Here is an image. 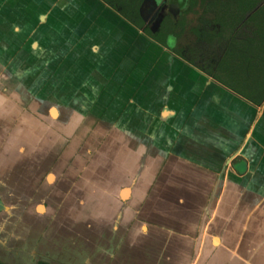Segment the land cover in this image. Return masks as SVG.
<instances>
[{
	"label": "flooded vegetation",
	"instance_id": "flooded-vegetation-1",
	"mask_svg": "<svg viewBox=\"0 0 264 264\" xmlns=\"http://www.w3.org/2000/svg\"><path fill=\"white\" fill-rule=\"evenodd\" d=\"M98 1L151 43L252 103L264 100L261 20L251 19L264 0ZM247 7L252 10L246 12ZM12 83L21 96V80ZM19 99H7L9 106L0 114V264H189L190 244L177 234L205 186L178 177L169 183L161 174L149 178L142 166L135 172L136 157L126 151L124 138L113 156L101 149L93 154L90 147L72 153L69 130L77 115L65 109L59 124L66 128H49L39 136L42 124L31 120L44 115L43 106L52 101L29 98L22 109L27 98ZM50 112L57 117V108ZM18 141L25 150L11 158L7 153ZM103 184L122 191L119 205H108L104 216V202L97 197ZM32 211L43 212L37 223L28 220Z\"/></svg>",
	"mask_w": 264,
	"mask_h": 264
},
{
	"label": "crops",
	"instance_id": "crops-1",
	"mask_svg": "<svg viewBox=\"0 0 264 264\" xmlns=\"http://www.w3.org/2000/svg\"><path fill=\"white\" fill-rule=\"evenodd\" d=\"M1 1L2 25L15 28L0 40L20 42L15 57L60 73L73 105L124 106L117 138L133 170L206 187L177 234L189 264H264V100L151 43L98 0Z\"/></svg>",
	"mask_w": 264,
	"mask_h": 264
},
{
	"label": "rangeland",
	"instance_id": "rangeland-1",
	"mask_svg": "<svg viewBox=\"0 0 264 264\" xmlns=\"http://www.w3.org/2000/svg\"><path fill=\"white\" fill-rule=\"evenodd\" d=\"M15 55L17 56L19 53L17 54V51H15L11 56H3L0 54V114L4 113L3 108L10 103L7 99H10V101L11 99H18V101H21L19 97L27 98L26 105H24L25 103L20 104L22 109L24 106L27 108L30 99L38 98L41 99V101H52L53 105L43 106L44 110L42 113L44 115H40V113L38 118L36 117L35 120H31L34 124H42V127H39L37 135L40 133L39 131L55 128L57 126L61 127L62 125L59 124V121L64 119V110L66 109L77 115L73 117L76 120V123H74L75 127L69 130L71 139L70 152L74 153V151L78 152L79 150L85 152L86 149L90 147L94 149L93 154H97L100 149L106 153L110 151L112 153L111 156L119 153L121 145H124V143L121 142L120 138H117L119 137L117 129H122L123 131L121 134L124 135V128L125 125H127L124 106H111L107 107L106 110H100V107L95 105H73L71 101L67 100L69 92L65 89L61 90L62 75L60 73L56 70L53 72V69H51L49 65L41 66L42 61H40V63L38 62L39 66L37 69L35 61L30 62L28 58H23L21 59L22 61H20V58L15 57ZM13 79H17V81L21 80L23 83L22 86L24 88L21 90V92H23L21 96L14 92V87L17 85L12 83ZM56 85L60 88L56 89ZM4 99L6 100L5 102ZM65 101L70 103L64 104ZM52 108H57V117L51 116L50 111ZM65 128L66 127H61V129ZM117 139L120 144L113 145L112 143ZM12 147L14 149H12ZM112 147H115V150H113ZM11 149V153H7V155H10L9 157L11 158H15L16 155H18V151L24 152L25 146L22 141H18L11 144ZM134 171L136 172V170ZM121 184L120 188L127 185L125 181ZM39 190L45 192L46 188L39 186ZM118 191L119 187L114 186L111 188L104 184L99 186L97 197L101 198L104 202L101 207L103 216L105 213H108L106 211L108 210V205L113 206L114 202L119 205ZM32 213L35 214H31L28 220L31 221V223H37L40 219L39 216L41 212L32 211ZM41 214H43V212Z\"/></svg>",
	"mask_w": 264,
	"mask_h": 264
},
{
	"label": "water",
	"instance_id": "water-1",
	"mask_svg": "<svg viewBox=\"0 0 264 264\" xmlns=\"http://www.w3.org/2000/svg\"><path fill=\"white\" fill-rule=\"evenodd\" d=\"M13 1H16V0H10V1L8 0L6 2V5H7L8 8H13L14 7ZM2 3L3 2L1 1L0 2V6H1ZM1 12L2 11H0V14H1ZM13 16H14L13 15V11L11 10L10 11V17H9L11 21L14 20ZM41 18H43V16ZM2 23H3V21L0 19V38L4 37V31H5V33H8L9 30L13 32V30L15 28L13 24H11V25H9V24L2 25ZM8 37L9 36L6 35V41L0 40V54H2L3 56H11L16 51V48L17 49L19 48L20 42L19 41H15V40L14 41L8 40ZM20 61H22L21 58H20Z\"/></svg>",
	"mask_w": 264,
	"mask_h": 264
},
{
	"label": "trees",
	"instance_id": "trees-1",
	"mask_svg": "<svg viewBox=\"0 0 264 264\" xmlns=\"http://www.w3.org/2000/svg\"><path fill=\"white\" fill-rule=\"evenodd\" d=\"M251 10L252 8H248V7L246 8V12H250ZM121 15L127 19V15H125L123 12H121ZM255 17L261 20L260 26H259L260 28L259 32L261 33L264 39V4L255 13L251 15V19Z\"/></svg>",
	"mask_w": 264,
	"mask_h": 264
}]
</instances>
